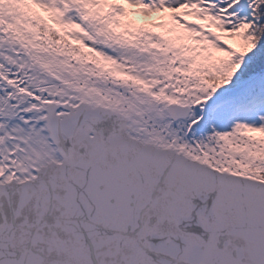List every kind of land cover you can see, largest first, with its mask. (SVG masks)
I'll return each mask as SVG.
<instances>
[{
    "label": "snow or ice",
    "instance_id": "1",
    "mask_svg": "<svg viewBox=\"0 0 264 264\" xmlns=\"http://www.w3.org/2000/svg\"><path fill=\"white\" fill-rule=\"evenodd\" d=\"M0 264H264V0H0Z\"/></svg>",
    "mask_w": 264,
    "mask_h": 264
}]
</instances>
